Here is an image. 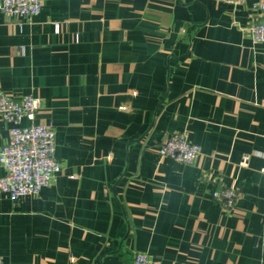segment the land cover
<instances>
[{
	"label": "crops",
	"instance_id": "1",
	"mask_svg": "<svg viewBox=\"0 0 264 264\" xmlns=\"http://www.w3.org/2000/svg\"><path fill=\"white\" fill-rule=\"evenodd\" d=\"M42 1L29 20L0 12V89L40 99L62 170L37 194L0 193L3 264H131L138 251L264 264L253 0ZM12 126L0 117V148ZM173 133L201 146L193 162L160 155ZM224 187L238 191L232 209L213 198Z\"/></svg>",
	"mask_w": 264,
	"mask_h": 264
},
{
	"label": "built area",
	"instance_id": "2",
	"mask_svg": "<svg viewBox=\"0 0 264 264\" xmlns=\"http://www.w3.org/2000/svg\"><path fill=\"white\" fill-rule=\"evenodd\" d=\"M222 1L241 4L246 0ZM252 5L260 17L247 29L254 41L264 42V0H253ZM42 9V0H0V12L23 20L39 15ZM40 106V99L33 94L17 96L0 89V117L13 123L8 141L0 148V163L5 169V174L0 177V193L7 194L13 201L39 193L62 170V163L55 155L54 123L35 121ZM24 118L31 122L22 124ZM200 152L201 146L185 133H173L159 146L161 156L187 163L193 162ZM262 171L264 173V168ZM237 197L238 191L234 187H224L213 193V198L225 209H232ZM0 264H3L1 258ZM131 264L153 263L146 252L138 251Z\"/></svg>",
	"mask_w": 264,
	"mask_h": 264
}]
</instances>
